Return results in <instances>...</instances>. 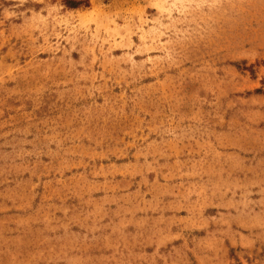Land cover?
<instances>
[{"label": "rangeland", "instance_id": "rangeland-1", "mask_svg": "<svg viewBox=\"0 0 264 264\" xmlns=\"http://www.w3.org/2000/svg\"><path fill=\"white\" fill-rule=\"evenodd\" d=\"M0 264H264V0H0Z\"/></svg>", "mask_w": 264, "mask_h": 264}]
</instances>
